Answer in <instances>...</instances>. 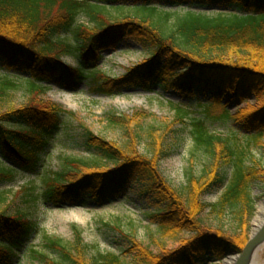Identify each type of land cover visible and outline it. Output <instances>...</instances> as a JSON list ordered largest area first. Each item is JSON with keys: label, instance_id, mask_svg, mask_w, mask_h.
I'll list each match as a JSON object with an SVG mask.
<instances>
[{"label": "trees", "instance_id": "trees-1", "mask_svg": "<svg viewBox=\"0 0 264 264\" xmlns=\"http://www.w3.org/2000/svg\"><path fill=\"white\" fill-rule=\"evenodd\" d=\"M161 3L225 12L179 14L159 10ZM112 10L127 14L114 18ZM83 17L86 23H80ZM70 32L76 35L75 49L61 39ZM130 41L138 43L147 58L121 78L109 77L99 68L104 54ZM75 52L80 59L77 68L63 60ZM0 68L15 75H0V184L13 182L16 173L36 175L63 118L76 120L73 112L44 99L48 85L74 88L85 82L91 94L108 97L125 86L146 92L159 88L165 93L200 95L208 99L205 108L221 107L225 115L230 105L247 104L229 117L251 134L249 147H264V0H0ZM19 89L25 102L18 106L12 97ZM252 101L255 106L250 105ZM186 115L180 114L175 124L183 123ZM146 117L142 112L132 118H109L126 128V148L84 128L85 145L114 168L70 160L66 170L45 178L46 201L77 206L83 196L97 202L108 196L120 198L140 182L163 204L154 215L162 241L176 240L179 245L168 250L160 244V253L155 254L129 236L132 247L127 253L134 254L132 264H206L240 254L255 211L250 188L264 179V170L247 168L245 152L227 139L210 135L206 122L198 120L192 124L194 142L206 149L213 162L200 178L192 176L183 195L159 170L169 133L152 129L153 156L139 151L137 121ZM225 166L232 168L225 191L217 203H203L202 196L222 181ZM5 201L0 194V202ZM207 208L220 218L232 209L238 222L235 232L225 234L205 226L201 216ZM35 231L36 223L26 215L10 216L7 208L1 210L0 264H16ZM186 233L191 236L182 237ZM49 244L64 262L47 260L48 264H123L115 254L88 259L79 231L72 250L58 239Z\"/></svg>", "mask_w": 264, "mask_h": 264}, {"label": "rangeland", "instance_id": "rangeland-1", "mask_svg": "<svg viewBox=\"0 0 264 264\" xmlns=\"http://www.w3.org/2000/svg\"><path fill=\"white\" fill-rule=\"evenodd\" d=\"M159 10L179 14L197 11L209 16L225 12L214 8H193L188 4L166 3H161ZM111 14L112 17L117 18L127 12L112 10ZM86 21L83 17L80 23H86ZM61 39L70 43L74 49L77 47L76 35L73 33L62 35ZM146 58V51L138 43L130 41L119 46L115 51L106 52L99 68L109 77L119 79L125 75L126 70L140 64ZM63 60L66 65L74 68L80 65L79 54L76 52L65 56ZM4 74L15 76L14 72L0 68V75ZM47 87L44 99L73 112L76 120L68 116L63 118L60 131L50 140L48 149L42 155L41 167L36 175L16 173L13 182L0 184V194L2 199L6 200L4 203L0 202V211L7 208V214L10 216L22 213L36 223V231L24 246L16 264H48L47 260L64 262L62 255L50 247L49 241L58 239L65 247L72 250L75 245L76 231L80 232L87 246L88 259L100 254H115L120 257L123 264H132L134 254L127 253L132 247L127 238L129 236L150 246L155 254L160 253V244H164L168 250L178 247L176 240L162 241L154 215L163 207V204L146 184L134 183L120 198L108 196L97 202L88 196H83L77 206H57L46 201L45 178L66 170L70 160H82L105 169L114 168L112 162L105 160L96 150L89 149L84 141L86 134L84 128H86L107 141L114 142L123 148L128 147L129 138L126 128L112 123L109 120L110 117L132 118L142 112L148 115L137 121L139 151L148 157H152L154 153L149 136L151 130L158 129L169 133L164 150L159 157V170L163 178L183 195H186V188L192 176L200 178L213 162L206 149L197 146L194 142L192 124L198 120L206 122L210 135L227 139L233 147L245 152L244 165L247 168L264 170V147L254 144L249 147L248 137L251 134L244 130L240 123L229 117V115H235L239 109L246 108L247 104L230 105L227 108L228 114L225 115L221 107L205 108L203 105L208 99H203L200 95L194 97L174 91L165 93L159 88L146 92L135 86H125L114 96L108 97L91 94L85 82L74 88L57 85ZM12 98L18 106L24 103L23 89H19ZM200 99H202L201 102ZM250 105L255 106L256 103L252 101ZM182 113H187L184 122L175 124ZM231 173L230 166L221 169L222 181L202 196L203 203L213 205L219 201L229 183ZM26 189L28 192H24ZM250 191L255 211L249 225L248 238L254 230L257 212L264 203V179L254 181ZM77 209L82 211L83 221L71 217V212ZM201 218L205 226L213 230L220 228L225 234H233L238 226L232 209L220 218L212 212L211 208H207ZM190 236L186 233L182 237ZM257 261L264 264V243L258 251ZM206 264H223V261Z\"/></svg>", "mask_w": 264, "mask_h": 264}, {"label": "bare ground", "instance_id": "bare-ground-1", "mask_svg": "<svg viewBox=\"0 0 264 264\" xmlns=\"http://www.w3.org/2000/svg\"><path fill=\"white\" fill-rule=\"evenodd\" d=\"M71 217H74V218H77V219H80L81 221L82 220V211L77 209V210H74L73 212H71ZM264 222V203L261 204L258 212H257V215L254 219V229L257 230ZM263 243L262 244H259L255 247H253L249 252L248 254L246 255V258L243 260V263L242 264H260L258 261H257V254H258V251L261 249ZM235 259H228L226 260V263L225 264H234L235 263Z\"/></svg>", "mask_w": 264, "mask_h": 264}, {"label": "water", "instance_id": "water-1", "mask_svg": "<svg viewBox=\"0 0 264 264\" xmlns=\"http://www.w3.org/2000/svg\"><path fill=\"white\" fill-rule=\"evenodd\" d=\"M264 243V222L263 224L257 229V230H253L249 241L246 245V247L244 248L243 252L241 254H237L235 256H227L224 260H223V264L226 263V260L228 259H235V263L234 264H242L243 260L246 258V255L248 254V252L255 246ZM208 263H218V262H208Z\"/></svg>", "mask_w": 264, "mask_h": 264}]
</instances>
